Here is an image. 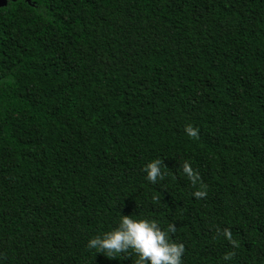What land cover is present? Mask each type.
I'll return each instance as SVG.
<instances>
[{
  "label": "trees",
  "instance_id": "trees-1",
  "mask_svg": "<svg viewBox=\"0 0 264 264\" xmlns=\"http://www.w3.org/2000/svg\"><path fill=\"white\" fill-rule=\"evenodd\" d=\"M120 215L181 264H264V0L0 9V264H133L86 247Z\"/></svg>",
  "mask_w": 264,
  "mask_h": 264
},
{
  "label": "clouds",
  "instance_id": "clouds-1",
  "mask_svg": "<svg viewBox=\"0 0 264 264\" xmlns=\"http://www.w3.org/2000/svg\"><path fill=\"white\" fill-rule=\"evenodd\" d=\"M184 131L189 137L197 135L196 129L191 125L185 126ZM162 167L165 166L161 159L146 163L143 168L146 179L155 183L158 178L162 177ZM182 171L190 178L194 175L188 162L182 165ZM193 195L203 197L205 192L196 191ZM174 231L175 225L173 224H169L167 229H162L154 220L133 219L132 215H120L117 227L90 238L86 247L111 258H117L121 253L125 254L131 249L135 256L133 264H181L184 247L170 240L169 234ZM223 235L225 238H230L227 229L224 230ZM230 255L226 254L224 259H229Z\"/></svg>",
  "mask_w": 264,
  "mask_h": 264
},
{
  "label": "water",
  "instance_id": "water-1",
  "mask_svg": "<svg viewBox=\"0 0 264 264\" xmlns=\"http://www.w3.org/2000/svg\"><path fill=\"white\" fill-rule=\"evenodd\" d=\"M8 5V0H0V9Z\"/></svg>",
  "mask_w": 264,
  "mask_h": 264
}]
</instances>
